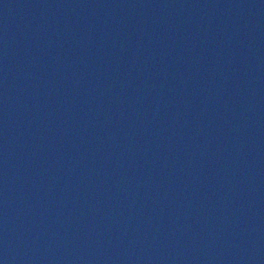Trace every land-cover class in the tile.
Listing matches in <instances>:
<instances>
[{
	"label": "water",
	"instance_id": "1",
	"mask_svg": "<svg viewBox=\"0 0 264 264\" xmlns=\"http://www.w3.org/2000/svg\"><path fill=\"white\" fill-rule=\"evenodd\" d=\"M0 264H264V0H0Z\"/></svg>",
	"mask_w": 264,
	"mask_h": 264
}]
</instances>
